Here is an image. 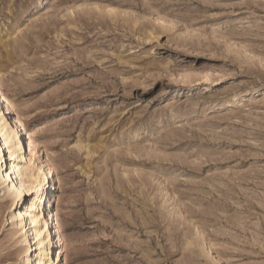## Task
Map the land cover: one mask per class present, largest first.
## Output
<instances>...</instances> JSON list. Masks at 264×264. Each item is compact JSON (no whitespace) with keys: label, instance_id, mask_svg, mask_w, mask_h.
Masks as SVG:
<instances>
[{"label":"rangeland","instance_id":"obj_1","mask_svg":"<svg viewBox=\"0 0 264 264\" xmlns=\"http://www.w3.org/2000/svg\"><path fill=\"white\" fill-rule=\"evenodd\" d=\"M0 91L53 167L62 264H264V0H0Z\"/></svg>","mask_w":264,"mask_h":264},{"label":"bare ground","instance_id":"obj_2","mask_svg":"<svg viewBox=\"0 0 264 264\" xmlns=\"http://www.w3.org/2000/svg\"><path fill=\"white\" fill-rule=\"evenodd\" d=\"M0 104L8 109V113L3 115L0 110V187L6 190L3 197L13 198L12 222L24 232V241L31 243L26 248L24 264H62L64 237L55 209L47 205V202L51 203L50 195L56 188L53 167L45 163V157L42 158L36 142L31 139L32 150L41 162L38 165L34 161L33 153L30 164L27 163V142L23 137L22 124L9 114L11 106L1 91ZM33 193L34 197L25 199ZM31 237L37 247L33 248ZM33 251L38 253L33 254Z\"/></svg>","mask_w":264,"mask_h":264}]
</instances>
